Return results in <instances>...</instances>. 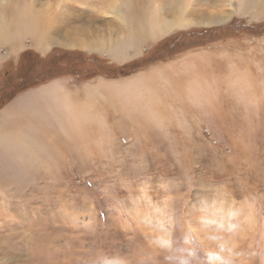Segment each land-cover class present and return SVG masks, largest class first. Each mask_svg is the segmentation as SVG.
<instances>
[{
    "label": "rangeland",
    "instance_id": "rangeland-1",
    "mask_svg": "<svg viewBox=\"0 0 264 264\" xmlns=\"http://www.w3.org/2000/svg\"><path fill=\"white\" fill-rule=\"evenodd\" d=\"M18 1L38 23L33 31L0 43V113L27 91L56 79L71 88L99 78L119 80L187 53H222L217 51L222 44L231 52L237 43L243 45L252 70L247 98H235L225 80L215 82L221 93L212 100L214 106H206L216 113L175 115L164 128L139 117L130 122L129 133L120 126L117 142L105 143L119 161L95 162L93 155L103 149L98 145L90 149L89 162L74 163L69 148L56 144L59 159L57 152L33 151L28 171L20 176L0 169V181H5L0 209L8 205L0 212L24 213L26 244L36 254L26 264H41L38 257L51 254L57 264H264V14L240 13L237 7L222 25L192 23L143 44V54L117 62L79 47L56 44L40 52L33 45L58 25L63 30L55 34L65 41L72 25L84 23V10L111 17L105 13L111 0ZM125 1L143 14L158 11L162 21L171 9L164 7L182 2ZM208 1L210 6L203 3L209 12L234 9L229 0ZM210 70L218 77L230 72L229 66ZM201 73L215 81L209 69ZM105 110L109 113L108 105ZM107 116L112 124L114 116ZM107 131L112 135L114 128ZM155 132L171 142L157 137L140 144ZM132 167L138 171L130 173Z\"/></svg>",
    "mask_w": 264,
    "mask_h": 264
},
{
    "label": "bare ground",
    "instance_id": "bare-ground-1",
    "mask_svg": "<svg viewBox=\"0 0 264 264\" xmlns=\"http://www.w3.org/2000/svg\"><path fill=\"white\" fill-rule=\"evenodd\" d=\"M115 1L111 0L112 6H108L105 11L111 17L84 10L81 12L84 23L72 25L69 38L65 41L59 38L61 34H55L63 30L61 25H58L34 39V47L40 52H46L56 44L79 47L89 52L105 54L117 62H125L143 54V44L158 41L166 34L188 27L192 23L205 26L222 25L231 18L229 16L236 12L237 7L240 13L253 12L255 16L264 14V0H229L233 2L234 7L230 12H209L212 2L208 0H205L208 7L204 5L203 0H182L180 5L164 7V10L169 7L171 9L166 12V17L163 18L165 20L162 21L157 17L158 11H147L143 14L129 1L120 0L121 3L117 4ZM1 2L6 1L0 0V43L35 29L38 20L25 4L21 6L18 0H7L5 4ZM228 13L231 14L227 15ZM19 15L20 18H15ZM167 16L170 18L167 19ZM63 17L64 22L68 20L66 14ZM43 24L45 27L46 21ZM220 46L217 51L222 53L207 50L187 53L119 80L99 78L94 82L71 88L70 84H66V80L56 79L27 91L0 113V169L6 173L10 169L12 175L20 176L21 171H28L30 161L34 159L30 154L33 151L51 152V155L57 152L55 157L59 159L62 156L58 153L60 150H55L56 144L69 148L71 153L68 156L74 163L81 160L89 162L90 149L99 145L103 149L96 152L93 159L106 166L105 162L109 159L119 161V156L105 148V143L117 142L120 126L126 131L130 130L134 126V123L130 122H135L140 117L151 126L164 128L175 115L186 117L188 114L198 116L216 113L215 109L208 106H212V100L216 99L218 92L221 93L220 87L215 83L218 80H225L223 83L233 91L235 98H247L244 90L252 85V70H249L251 57L239 43L232 52L223 51L224 44ZM225 66L230 68L229 75L225 71L218 73V77L210 70L215 68L219 72ZM203 69H209V75L215 77V81L205 80L203 74H200ZM107 105L110 115L114 116L112 124L107 116L109 113H105ZM55 127L58 134H49ZM110 127L114 128L112 135L107 131ZM90 128L96 129L92 131ZM164 136L163 133L155 132L153 135H147L140 144L147 143V139L157 140V137H162L164 143L171 142ZM81 146L87 152L82 154ZM119 146L123 148V145ZM165 149L168 151L167 147ZM166 157L169 161L167 154ZM65 159L64 157L63 160ZM136 171L138 170L133 167L129 170L130 173ZM0 183L5 185V181ZM7 183L13 184L6 181V185ZM3 209L7 210L8 205L0 210ZM0 216V228H3L0 229V264H26L27 259L36 254L26 244L24 213L19 209L14 215L1 211ZM12 220L17 222L12 225ZM38 260L41 264H57L53 254L40 256Z\"/></svg>",
    "mask_w": 264,
    "mask_h": 264
}]
</instances>
